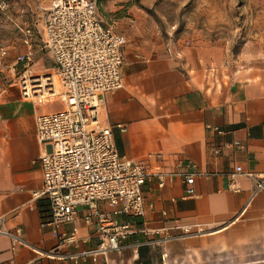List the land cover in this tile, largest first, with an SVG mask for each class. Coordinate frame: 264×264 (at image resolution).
<instances>
[{"label": "crops", "instance_id": "0c3cea01", "mask_svg": "<svg viewBox=\"0 0 264 264\" xmlns=\"http://www.w3.org/2000/svg\"><path fill=\"white\" fill-rule=\"evenodd\" d=\"M181 51L125 60L124 89L105 96L101 120L120 155L137 164L174 171L179 161L194 163L202 174L195 181L198 197L185 198L180 179L162 189L147 185L145 216L132 219L137 232L121 253L96 261L72 259L99 243L82 220L84 209L59 230L76 231V243L60 245L47 225L49 203L36 197L43 187L36 119L55 109L24 101L16 84L0 87V220L7 230H22V243L0 238V264H264V191L236 173L242 167L264 178V73L238 71L230 81L211 83L193 50ZM39 52L52 60L47 70L53 72L51 54ZM234 142L241 146L231 147ZM216 148L220 155L211 153ZM178 226L195 235L183 236Z\"/></svg>", "mask_w": 264, "mask_h": 264}, {"label": "built area", "instance_id": "2783aa9c", "mask_svg": "<svg viewBox=\"0 0 264 264\" xmlns=\"http://www.w3.org/2000/svg\"><path fill=\"white\" fill-rule=\"evenodd\" d=\"M7 8L0 2V12ZM27 52L18 57L20 65L16 86L24 101L43 107L61 105L36 119L37 138L43 148L39 162L43 187L36 194L49 203L47 225L60 245L76 243V231L61 235L63 225L82 220L95 229L98 245L73 257H91L94 261L110 253H121L124 241L137 232L132 219L145 216L144 188L153 183L162 189L180 179L185 198H197L196 178L202 174L190 162H177L174 171L162 165L137 164L120 155L113 131L101 120L105 96L124 89L122 68L125 64L126 39L99 17L92 0H56L45 22L42 51L51 54L55 69L39 75L33 69V34L21 29ZM0 55H7L5 49ZM122 129V126H119ZM234 142L231 147H240ZM220 155L221 149L211 151ZM162 162V154L155 155ZM256 181V192L264 191V178L243 173ZM236 173L232 177L236 176ZM183 236L195 235L190 228L178 226ZM21 229L10 231L0 220V238L22 243ZM182 236H167L166 241Z\"/></svg>", "mask_w": 264, "mask_h": 264}, {"label": "rangeland", "instance_id": "374dc122", "mask_svg": "<svg viewBox=\"0 0 264 264\" xmlns=\"http://www.w3.org/2000/svg\"><path fill=\"white\" fill-rule=\"evenodd\" d=\"M55 1L0 0L7 4L0 12V50L7 51L0 55V87L17 80V59L27 50L21 29L29 28L33 34V69L39 75L52 73L47 70L52 60L39 50ZM92 1L104 24L125 37V60L145 62L191 48L211 83L219 82V77L230 81L238 71L264 73V0Z\"/></svg>", "mask_w": 264, "mask_h": 264}]
</instances>
